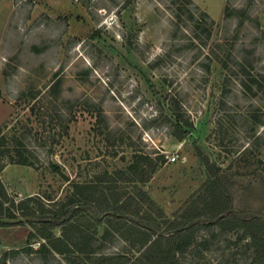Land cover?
Masks as SVG:
<instances>
[{"label":"rangeland","instance_id":"obj_1","mask_svg":"<svg viewBox=\"0 0 264 264\" xmlns=\"http://www.w3.org/2000/svg\"><path fill=\"white\" fill-rule=\"evenodd\" d=\"M170 1L0 0V131L5 147L20 142L35 165L10 164L0 171L10 196L63 197L67 183L49 162L70 180L104 172L115 179L137 152L158 162L138 187L169 220L192 205L201 208L213 170L228 178L236 203L243 181L253 180L258 162L264 164V125L252 117L264 120V0H192L214 20L208 45L221 42L227 53L255 49L260 62L253 72L262 89L253 87V93L232 75L224 85L228 73L203 59L208 49L196 59L195 49L176 52L179 42L167 41ZM227 5L244 9L245 17L233 12L226 18ZM166 52L169 57L149 67ZM175 102L192 126L182 140L174 137ZM173 156L176 161L169 162ZM115 184L134 193L132 183ZM146 207L141 213L155 215ZM105 227L93 234L95 256L145 262L142 236L124 226L119 232L125 241L111 228L112 237L103 240ZM212 230L194 233L179 264H249L251 251L237 241L240 231L212 240L218 228ZM30 231L28 225L0 228V257L10 254L5 264H87L77 254H37L41 240L32 253L22 252Z\"/></svg>","mask_w":264,"mask_h":264},{"label":"trees","instance_id":"obj_2","mask_svg":"<svg viewBox=\"0 0 264 264\" xmlns=\"http://www.w3.org/2000/svg\"><path fill=\"white\" fill-rule=\"evenodd\" d=\"M168 9L171 12V31L167 41L170 44L179 42L177 53L195 49L198 54L193 58L196 59L203 55L202 49H208L203 59L215 61L228 73L224 85L232 75L239 79L242 88L250 93L254 92L253 87L262 89V84L253 72L256 64L260 62L256 58L254 48L242 46L236 53H231V50L227 53L225 44L221 42L208 45L214 20L192 0H171ZM233 12H238V17H245L246 14L244 9L231 11L227 5L226 18L231 17ZM165 56L169 57V52L158 56L149 67L154 68ZM200 66L207 68L205 64ZM173 105L178 108L176 102ZM173 112L177 119L174 137L182 140L185 131L192 126L178 109ZM252 117L257 125H264L261 116ZM14 142L12 146L5 147L6 138L0 131V147L4 148L0 156L6 158V162L0 165V171L10 164L35 166L26 156V149L20 142ZM131 159V163L125 168L126 173L122 170L116 171L114 175L119 177L115 179L108 177L104 172L84 181L70 180L62 173L59 165L49 162L51 171L67 183L68 190L63 197L38 193L18 199L7 193L0 180V228L22 225L31 228L22 252L32 253V244L41 240L37 254H47L51 257L77 254L80 257L77 259L81 262L83 259L87 264L127 262L119 255H94L95 252L91 248L95 242L93 234L102 224L106 226L103 230V240H107L110 235L112 237L109 228L123 238L124 234L119 231L124 226H129L131 233L142 236L140 245L148 255H144L145 262L142 263L138 259L132 264H179V255L192 245L194 233L200 230L215 231L212 229L218 228V232H211V239L214 240L224 232L236 229L240 231L237 241H243L244 248L251 251L249 264H264V164L261 161L258 162L261 168L256 172L254 179L243 181L241 189H238L236 203L232 202L228 178L217 175L213 170L206 183L207 195L200 199L201 208L198 204L192 205L184 213L169 220L146 192L138 187V184H143L151 178L158 162L137 152L133 153ZM126 175L133 178L129 179ZM117 181L132 183L134 193L123 192L121 187L115 184ZM142 206H147L146 208L150 212L154 211L155 215L141 213ZM132 207L135 209L130 210ZM57 231L59 235H56ZM125 239L123 238L124 241ZM200 245L205 243L200 242ZM8 255L9 251L0 257L2 264L6 263Z\"/></svg>","mask_w":264,"mask_h":264},{"label":"built area","instance_id":"obj_3","mask_svg":"<svg viewBox=\"0 0 264 264\" xmlns=\"http://www.w3.org/2000/svg\"><path fill=\"white\" fill-rule=\"evenodd\" d=\"M169 162H175L176 161V157H171V158H168Z\"/></svg>","mask_w":264,"mask_h":264}]
</instances>
